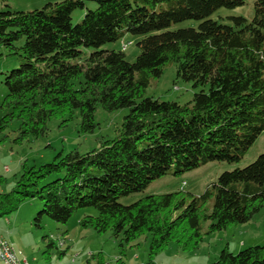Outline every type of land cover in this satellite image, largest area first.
Returning <instances> with one entry per match:
<instances>
[{
  "label": "trees",
  "instance_id": "trees-1",
  "mask_svg": "<svg viewBox=\"0 0 264 264\" xmlns=\"http://www.w3.org/2000/svg\"><path fill=\"white\" fill-rule=\"evenodd\" d=\"M95 1V9H86V0H56L31 11H0V50L20 61L0 80L8 89L0 105L3 139L13 121L19 122L14 141L22 143L46 134L54 118L66 121L77 111L80 131L91 133L99 105L129 108L119 134L98 147L60 151L39 166L24 163L15 186L0 192V219L34 199L43 204L34 218L38 228L46 217L66 225L78 209L94 207L98 214L85 215L81 225L110 232L121 246L151 235L143 264H157L154 256L172 242L194 251L205 233L252 221L264 210V153L224 171L200 195L154 193L131 204L120 198L211 161L239 162L262 134L264 0L255 1L251 20L239 15L227 22L212 15L245 0ZM78 8L85 15L74 23ZM186 20L199 24L171 28ZM127 34L141 37L134 62L124 50L102 48ZM170 64L177 78L196 88L191 101L146 96L151 80ZM49 240V248L57 246ZM211 264H264V244L238 253L225 247Z\"/></svg>",
  "mask_w": 264,
  "mask_h": 264
},
{
  "label": "rangeland",
  "instance_id": "rangeland-1",
  "mask_svg": "<svg viewBox=\"0 0 264 264\" xmlns=\"http://www.w3.org/2000/svg\"><path fill=\"white\" fill-rule=\"evenodd\" d=\"M56 0H0V11H31L44 7L49 2ZM256 0H245V4L235 7H222L217 10L212 18L219 21H229L230 16H244L251 20L254 15V4ZM95 0H86V9H95ZM86 9L78 8L72 13L74 23H78L85 15ZM198 20H186L174 24L171 28L195 26ZM140 36L127 34L121 40L103 45L105 49L124 50L126 58L134 62L140 53L137 42ZM89 52L91 49H86ZM4 56L0 57V80L4 74L19 66L20 61L17 55H7L8 50L3 47L0 50ZM5 83L0 88V105L7 94ZM196 88L192 82L177 78V67L170 64L164 69L159 78H153L150 86L146 89V96L154 97L165 101H177L182 104L191 101ZM129 108H120L115 111H108L101 105L95 113L96 128L91 133L80 131L81 116L77 111L73 117L54 118L48 123V131L39 137H30L22 143L14 141L15 130L19 126L18 121L10 124L7 136L3 139L0 135V192L10 191L16 184V177L23 170L24 163L28 165H41L53 161L55 155L60 151L69 152L73 149L89 151L100 145L104 139L114 138L119 134L125 116ZM4 111L0 108V116ZM264 153V131L246 153V155L235 163L211 161L205 165L186 172L182 175H166L154 180L149 187L129 196L120 198V202L131 204L149 194H163L179 190L200 195L218 179L224 171L234 170L238 167H245L254 162L259 155ZM56 176L49 177L51 181ZM37 207L33 216L28 208ZM43 204L40 200L26 201L20 208V213H13L0 219L1 222L8 218L17 216V227L13 230L14 243L22 247L24 254L32 261L38 259L40 264H143L150 257V234L142 235L134 245L121 246L118 239L110 232L99 234L91 227H84L80 220L85 215H97L94 207L80 208L72 216L68 224L64 225L46 217L42 228L34 223L38 211ZM209 222H203V230L206 231ZM1 226V225H0ZM66 232V233H65ZM47 235V239L43 237ZM49 236L54 239L55 247H48L51 242ZM65 240L63 246L59 240ZM264 244V210L257 214L252 221L245 224L233 225L222 231L210 234L205 233L200 246L194 251H183L172 242L166 249L154 256L157 264H211L219 257L221 250L228 247L233 253H238L244 248ZM61 251H65L61 253ZM34 263V262H33Z\"/></svg>",
  "mask_w": 264,
  "mask_h": 264
},
{
  "label": "crops",
  "instance_id": "crops-1",
  "mask_svg": "<svg viewBox=\"0 0 264 264\" xmlns=\"http://www.w3.org/2000/svg\"><path fill=\"white\" fill-rule=\"evenodd\" d=\"M20 208L18 211H20ZM37 209H38L37 207L35 208L33 206L32 207L30 206V208H28V211L30 212V214H28L27 216L28 217L33 216L34 212H36ZM18 211H17V213H20ZM18 215H20V214H18ZM18 215L13 216V218H8L7 221H5V222H1V224H0L1 225L0 226V238L3 237L5 239H7L10 243L14 244L17 248H20L22 250V247L18 246L17 243H14V241H13V240H15L13 230L17 227L16 219L18 218ZM23 253H24V251H23ZM0 264H5V262L0 259ZM31 264H40V262L38 261V259H34Z\"/></svg>",
  "mask_w": 264,
  "mask_h": 264
},
{
  "label": "built area",
  "instance_id": "built-area-1",
  "mask_svg": "<svg viewBox=\"0 0 264 264\" xmlns=\"http://www.w3.org/2000/svg\"><path fill=\"white\" fill-rule=\"evenodd\" d=\"M1 253L0 259L5 264H17V257H25V264H31L30 260L24 256L23 251L10 243L7 239L1 237Z\"/></svg>",
  "mask_w": 264,
  "mask_h": 264
},
{
  "label": "bare ground",
  "instance_id": "bare-ground-1",
  "mask_svg": "<svg viewBox=\"0 0 264 264\" xmlns=\"http://www.w3.org/2000/svg\"><path fill=\"white\" fill-rule=\"evenodd\" d=\"M54 240V239H53ZM0 243H1V238H0ZM65 243V240L60 239L59 240V245L63 246ZM0 253H1V245H0ZM25 256V255H24ZM28 259V258H27ZM17 264H25V257H17Z\"/></svg>",
  "mask_w": 264,
  "mask_h": 264
}]
</instances>
